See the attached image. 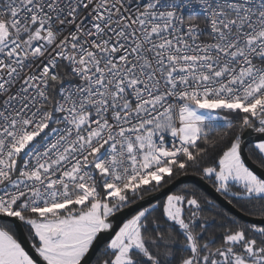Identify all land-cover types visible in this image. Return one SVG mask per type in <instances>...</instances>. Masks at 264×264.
Returning a JSON list of instances; mask_svg holds the SVG:
<instances>
[{
  "label": "snow or ice",
  "instance_id": "6c2138e0",
  "mask_svg": "<svg viewBox=\"0 0 264 264\" xmlns=\"http://www.w3.org/2000/svg\"><path fill=\"white\" fill-rule=\"evenodd\" d=\"M189 169L235 213L195 185L140 203ZM94 249L264 264V0H0V264Z\"/></svg>",
  "mask_w": 264,
  "mask_h": 264
},
{
  "label": "water",
  "instance_id": "95a60500",
  "mask_svg": "<svg viewBox=\"0 0 264 264\" xmlns=\"http://www.w3.org/2000/svg\"><path fill=\"white\" fill-rule=\"evenodd\" d=\"M254 134H250L249 132L245 133L246 140L252 139ZM249 166L253 167L254 170H257L258 172L260 169L258 168V164L255 163L252 159H248ZM183 184H193L197 187H199L201 190H203L208 196L216 200L218 203L222 204L223 207L226 210H231L233 213H235L234 209H231V206L225 203L221 198L213 191V188L211 187V184L207 181H204L200 178L199 175L196 174H187V175H181L176 179V187L172 188L170 185L166 186L163 190L158 192H153L147 196H145V201L140 202L141 204L146 203L149 200H162L164 199V196L169 191H175L180 185ZM138 205H133L130 209H125L122 213L117 214V216L114 219V228H118L123 220L130 218V216L133 214L134 210L136 209ZM13 224L17 236L20 239L21 243L25 246L26 250L30 252L34 257L36 256V253L34 252V249L32 248V242L29 239L26 229L23 227L22 224L17 222H10ZM109 234H105L99 241V243L95 246L96 248H99L100 244L104 243L108 239ZM96 256L95 249L93 250L92 254L86 258V260L89 262V264H92Z\"/></svg>",
  "mask_w": 264,
  "mask_h": 264
},
{
  "label": "trees",
  "instance_id": "16d2710c",
  "mask_svg": "<svg viewBox=\"0 0 264 264\" xmlns=\"http://www.w3.org/2000/svg\"><path fill=\"white\" fill-rule=\"evenodd\" d=\"M221 131V134H222V132L224 131L223 129L222 130H220ZM255 163H257L258 164V162H257V158L255 157V156H253L252 158H251ZM188 173L189 174H196V170L195 169H189L188 170ZM181 175H183V174H180V175H178L177 176V178L178 177H180ZM196 175H198V174H196ZM210 183V182H209ZM184 185H193V184H183V185H180L178 188H180V187H183ZM177 188V189H178ZM199 188V187H198ZM176 189V190H177ZM200 189V188H199ZM175 190V191H176ZM201 190V189H200ZM201 192L203 193V194H205L206 196H208L203 190H201ZM153 193V192H152ZM149 194H151V193H147V194H145V196H147V195H149ZM209 197V199H213V198H211L210 196H208ZM163 200V199H162ZM10 223V222H9ZM12 224V223H11ZM12 226H13V224H12ZM13 228H14V226H13ZM14 231L16 232V230H15V228H14ZM26 232H27V230H26ZM17 234V233H16ZM27 235H28V237H29V233L27 232ZM29 239H30V237H29ZM31 240V239H30ZM31 242L33 243V241L31 240Z\"/></svg>",
  "mask_w": 264,
  "mask_h": 264
}]
</instances>
